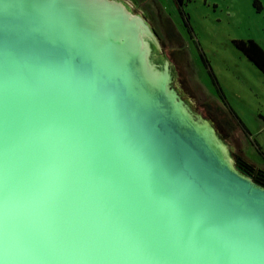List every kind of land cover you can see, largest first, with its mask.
<instances>
[{"label": "water", "instance_id": "water-1", "mask_svg": "<svg viewBox=\"0 0 264 264\" xmlns=\"http://www.w3.org/2000/svg\"><path fill=\"white\" fill-rule=\"evenodd\" d=\"M119 0H0V264H264V186Z\"/></svg>", "mask_w": 264, "mask_h": 264}, {"label": "rangeland", "instance_id": "rangeland-1", "mask_svg": "<svg viewBox=\"0 0 264 264\" xmlns=\"http://www.w3.org/2000/svg\"><path fill=\"white\" fill-rule=\"evenodd\" d=\"M156 32L160 54L195 112L213 122L239 156L264 171V73L234 41L264 50V0H119Z\"/></svg>", "mask_w": 264, "mask_h": 264}, {"label": "trees", "instance_id": "trees-1", "mask_svg": "<svg viewBox=\"0 0 264 264\" xmlns=\"http://www.w3.org/2000/svg\"><path fill=\"white\" fill-rule=\"evenodd\" d=\"M178 1L181 2L182 0ZM254 5L257 7V9L260 10L261 5L259 0H254ZM234 44L237 49L241 51L249 59V61L254 64V66H256L261 72L264 73V50L259 44H257L253 40L234 41ZM243 161L249 169H255V167L248 161L244 159Z\"/></svg>", "mask_w": 264, "mask_h": 264}, {"label": "flooded vegetation", "instance_id": "flooded-vegetation-1", "mask_svg": "<svg viewBox=\"0 0 264 264\" xmlns=\"http://www.w3.org/2000/svg\"><path fill=\"white\" fill-rule=\"evenodd\" d=\"M156 33V32H155ZM235 160L237 164L241 167L243 171L251 175L253 180L261 185L264 186V171L263 170H255V169H249L245 164L241 157L235 156Z\"/></svg>", "mask_w": 264, "mask_h": 264}, {"label": "bare ground", "instance_id": "bare-ground-1", "mask_svg": "<svg viewBox=\"0 0 264 264\" xmlns=\"http://www.w3.org/2000/svg\"><path fill=\"white\" fill-rule=\"evenodd\" d=\"M125 3V5H127V7L129 8V6H128V4L126 3V2H124ZM130 9V8H129Z\"/></svg>", "mask_w": 264, "mask_h": 264}]
</instances>
